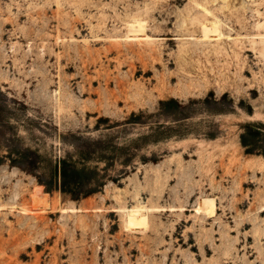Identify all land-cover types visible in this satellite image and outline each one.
Listing matches in <instances>:
<instances>
[{"label": "rangeland", "instance_id": "rangeland-1", "mask_svg": "<svg viewBox=\"0 0 264 264\" xmlns=\"http://www.w3.org/2000/svg\"><path fill=\"white\" fill-rule=\"evenodd\" d=\"M0 264H264V0H0Z\"/></svg>", "mask_w": 264, "mask_h": 264}, {"label": "bare ground", "instance_id": "bare-ground-1", "mask_svg": "<svg viewBox=\"0 0 264 264\" xmlns=\"http://www.w3.org/2000/svg\"><path fill=\"white\" fill-rule=\"evenodd\" d=\"M214 30L217 32V29H216V28H215ZM203 33H204V36H205V35H207V34L209 33V31H208V30H205V31H203ZM218 36H219V34H218V32H217V37H218ZM204 202H207V201H205V199H204ZM208 202H209V201H208ZM206 204H207V203H206ZM210 205H211V202H210V204L208 203L207 206H205V204H204V206H205L204 209L206 210L207 208L210 207ZM201 209H202V207H201ZM201 209L198 208L197 211H200ZM204 209H203V210H204Z\"/></svg>", "mask_w": 264, "mask_h": 264}]
</instances>
